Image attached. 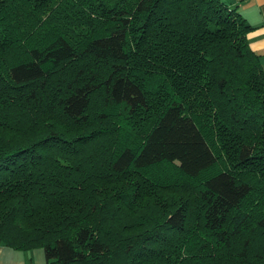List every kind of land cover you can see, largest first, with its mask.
I'll return each mask as SVG.
<instances>
[{
  "label": "trees",
  "instance_id": "16d2710c",
  "mask_svg": "<svg viewBox=\"0 0 264 264\" xmlns=\"http://www.w3.org/2000/svg\"><path fill=\"white\" fill-rule=\"evenodd\" d=\"M252 29L223 0H0V244L264 264Z\"/></svg>",
  "mask_w": 264,
  "mask_h": 264
},
{
  "label": "crops",
  "instance_id": "0c3cea01",
  "mask_svg": "<svg viewBox=\"0 0 264 264\" xmlns=\"http://www.w3.org/2000/svg\"><path fill=\"white\" fill-rule=\"evenodd\" d=\"M230 7H236L246 22L253 27L248 34L251 49L260 56L264 69V0H223ZM0 245V260L2 259ZM1 264V261H0ZM14 264V263H4Z\"/></svg>",
  "mask_w": 264,
  "mask_h": 264
},
{
  "label": "rangeland",
  "instance_id": "374dc122",
  "mask_svg": "<svg viewBox=\"0 0 264 264\" xmlns=\"http://www.w3.org/2000/svg\"><path fill=\"white\" fill-rule=\"evenodd\" d=\"M4 247L1 250L2 259L1 264L4 263H18V264H30V263H44L45 253L42 248H36L33 250L22 251V250H15L4 244H0Z\"/></svg>",
  "mask_w": 264,
  "mask_h": 264
}]
</instances>
